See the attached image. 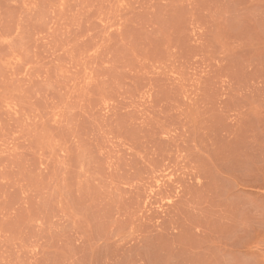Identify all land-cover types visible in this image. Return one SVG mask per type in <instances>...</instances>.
Masks as SVG:
<instances>
[{"label":"rangeland","instance_id":"374dc122","mask_svg":"<svg viewBox=\"0 0 264 264\" xmlns=\"http://www.w3.org/2000/svg\"><path fill=\"white\" fill-rule=\"evenodd\" d=\"M0 264H264V0H0Z\"/></svg>","mask_w":264,"mask_h":264}]
</instances>
